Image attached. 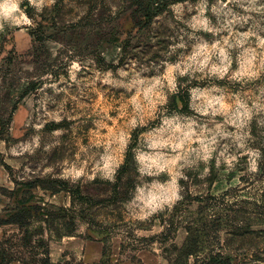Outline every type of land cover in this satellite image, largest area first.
I'll list each match as a JSON object with an SVG mask.
<instances>
[{
  "label": "rangeland",
  "instance_id": "obj_1",
  "mask_svg": "<svg viewBox=\"0 0 264 264\" xmlns=\"http://www.w3.org/2000/svg\"><path fill=\"white\" fill-rule=\"evenodd\" d=\"M13 2L31 23H14L19 13L4 17ZM197 19L207 27H194ZM258 37L264 0H0V264H264V107H253L264 105ZM225 40L233 45L228 74L178 76V91L165 89L167 103L155 118L145 113L121 145L135 93L124 84L136 72L164 73L165 62L196 44ZM249 48L258 53L256 75L231 79ZM213 86L251 114L232 124L190 107L199 103L190 89ZM173 114L209 128L221 123L231 135L217 137L207 161H181V198L149 212L135 199L137 187L172 175L142 176L134 150L161 115ZM106 152L115 161L109 174ZM21 203L38 208L23 229L7 223ZM187 240L192 255H184Z\"/></svg>",
  "mask_w": 264,
  "mask_h": 264
},
{
  "label": "clouds",
  "instance_id": "obj_2",
  "mask_svg": "<svg viewBox=\"0 0 264 264\" xmlns=\"http://www.w3.org/2000/svg\"><path fill=\"white\" fill-rule=\"evenodd\" d=\"M36 6L40 7L39 4ZM3 10L6 19L12 13H19L18 18H13L14 23H31L17 2L4 4ZM193 26L207 27V21L197 19ZM208 30L212 31V29ZM247 35L245 34L243 38L236 40V45L243 44ZM258 40L261 47L264 48V39L258 37ZM175 47L182 48L184 45L179 44ZM232 47L233 45L227 40L223 44L219 41L211 45L206 42L199 43L194 46L190 54L176 63L165 62V71L158 76L149 79L144 77L141 72H136L132 79L124 84V87L129 91L135 89V93L128 102L132 112L128 117L126 130L121 131L119 135L121 145H125L130 141L131 130L146 123L143 119L145 113L155 118L154 114L157 112L158 106L167 103L165 89L169 93L178 91V76L188 75L191 77L194 73L200 72L223 79L231 67L232 60L228 50ZM257 56L256 49H245L240 57L239 69L230 78L254 77L256 73L252 71L253 61L257 59ZM259 57L261 63L264 64V52H261ZM146 70L143 69L142 71ZM121 75L126 74L121 72ZM190 94L194 101H199L198 104H190V107H194L195 111L204 115L210 113L212 117L224 115L227 118V123H236L242 116L248 117L251 114V109L248 108L246 102L235 98L229 103L224 90L216 86L205 89L192 88L190 89ZM253 107L259 110L264 105L254 102ZM210 122L214 123V121ZM237 127H239V124H237ZM228 135L231 134L224 130V126L221 123H215L213 128H209L207 124H198L196 119L191 117L178 114L171 116L161 115L159 126L143 134L142 146L134 150L135 160L139 164L138 171L142 176H157L168 172L172 175V179L168 183L154 181L150 185L143 184V186H138L135 199L140 201L142 209L155 212L165 203L180 199L177 179L183 173L179 169L184 167V164L190 163V157L193 156L207 161L215 150L217 137ZM194 142L198 144V147L192 148ZM227 147L225 145V150H227ZM221 155H223V152ZM232 159L234 157L226 158L229 164ZM101 161L103 162L102 167L105 173H111L112 166L115 163L113 156L106 152L105 155L101 156ZM181 161L184 164L180 163ZM100 165L101 163L98 162V167ZM81 172H75L74 175L79 176ZM109 178L113 177L109 176Z\"/></svg>",
  "mask_w": 264,
  "mask_h": 264
},
{
  "label": "trees",
  "instance_id": "obj_3",
  "mask_svg": "<svg viewBox=\"0 0 264 264\" xmlns=\"http://www.w3.org/2000/svg\"><path fill=\"white\" fill-rule=\"evenodd\" d=\"M131 159L130 155L127 157V160H125V164ZM37 213L38 212V208L33 207V206H26L24 205V203H21L18 205V208L16 210V212H14L13 214H11L8 217L7 223L8 224H14L17 225L19 227V229H23L26 226H28V222L31 216V213ZM193 248H194V244L191 243L189 244V241L187 240V243L185 244V246L183 247V252L184 255H192L193 252ZM45 253L48 255L47 250H45ZM212 263V262H211ZM46 264H49V261L46 260Z\"/></svg>",
  "mask_w": 264,
  "mask_h": 264
}]
</instances>
